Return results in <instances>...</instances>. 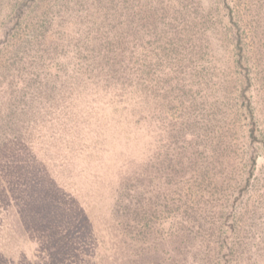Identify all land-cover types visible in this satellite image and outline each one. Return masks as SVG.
<instances>
[{"label": "rangeland", "instance_id": "1", "mask_svg": "<svg viewBox=\"0 0 264 264\" xmlns=\"http://www.w3.org/2000/svg\"><path fill=\"white\" fill-rule=\"evenodd\" d=\"M200 1L205 4V0ZM21 2L0 0V27L6 26L4 30L12 32L11 49L7 46L0 54V264H159L155 258H142V250L139 253L140 250L121 247L106 249L98 240L108 239L107 228L95 231L97 243L93 240V232L91 235L85 230L77 231L76 236L70 238L65 233L64 236L63 217L60 215L59 218L51 210L47 212L43 201L48 198L47 182H53L57 186H48V189L58 192L59 203L70 190L79 206L92 209L96 224L101 227L104 223L99 220L109 218L111 187L116 178L131 165H142L151 148L155 149L151 167L157 170L164 159L166 144L175 138L167 136L162 128L150 133L147 130L149 118H131L130 95L126 92L129 86L126 84L132 82L130 73L135 67L132 60L138 52L132 51L130 56L132 46L129 45L116 57L107 54L112 68L110 74L116 76L105 75L103 88L101 82H95L96 73L88 72L83 47L91 51L90 44L94 41H109L111 37H100L99 28L126 22L125 16L131 13L129 7L138 11L147 7L151 11H140L143 18L133 20L131 24L143 34L141 48L158 43V49L153 53L161 61V67L168 70L177 62L176 58H171L169 43L163 40L175 31L187 37L192 33L186 20L191 0H153L149 7L146 0H127L126 4L124 0ZM230 3L240 19L248 44L252 79L250 96L255 111L254 122L262 139L257 145L260 147L264 143V0H230ZM17 6L25 8L26 14L20 27L11 31L9 27L15 19L13 9ZM197 25L196 20L193 31L203 36L204 47L198 64L205 63L208 69L204 73L206 78L194 86L197 100L182 97V104L192 108L191 120L196 121L192 128L200 134L198 140H202V135L216 140L219 133L204 130L206 123H217L219 130L227 131L229 126V136L239 143L232 155L236 158L235 166L217 169L216 173L223 181H211V178L201 176L181 180L179 193L173 194L171 200L178 202L183 198L178 202H182L179 211L183 215L188 209L191 222L184 223L183 226L189 225V228L182 227L181 231L190 235L186 243L181 244L183 248L177 251V256L168 257L163 264H264V152L262 148L257 150L256 169L248 186L237 188L235 180L243 177L246 170L239 121L231 114L234 92L224 84L229 75L230 55L220 39L219 27L212 25L199 31ZM129 41L134 42L131 37ZM2 42L0 36V47L4 45ZM149 50L147 47L146 51ZM146 55V60L149 57L151 62L153 54L149 51ZM95 63V68L100 70ZM172 71H169L167 82L175 80ZM118 76L124 81L122 85H115ZM207 83H211V91ZM181 107L155 111V116L171 126L172 121L178 122L182 117ZM217 112L219 114L215 116ZM157 123L152 127L159 125ZM195 132L192 131L191 137L181 138V143L187 145L196 139ZM24 139L32 141L31 147L27 143L22 145ZM17 141L27 154L34 155L37 169L34 172L47 173L43 175L46 185L31 182L28 177L31 174L15 168L7 159ZM197 149L202 150V147ZM222 163L227 164L225 160ZM49 166L51 171L47 170ZM192 193L200 197L201 206L212 201L217 207L235 196V213L226 220V226L232 223L233 227L225 229L221 225L213 232L211 227L216 224L211 226V223L217 218L202 211L192 219L196 214L188 207ZM157 217H160L159 213L151 219L162 222L161 239L167 242L171 233L168 220L163 222ZM224 232L227 233L222 234ZM162 246L160 254L166 257L170 246ZM137 255H140L138 262H129Z\"/></svg>", "mask_w": 264, "mask_h": 264}, {"label": "trees", "instance_id": "2", "mask_svg": "<svg viewBox=\"0 0 264 264\" xmlns=\"http://www.w3.org/2000/svg\"><path fill=\"white\" fill-rule=\"evenodd\" d=\"M21 1L23 3L24 0ZM124 1L126 4L127 0ZM151 1L153 0H146V4ZM147 6H151V3ZM128 9L131 13L125 16L126 22L106 29L99 28L100 37H111V39L103 42L92 40L94 44H90L91 51L83 47V59L87 60L89 64H87L88 72L96 73L94 76L95 82H101L102 86L104 85L102 84L105 80L104 76L110 74V69H112L107 60L108 58H106L107 54L116 57L120 52L127 50L129 45L132 46L131 50H129L130 56H132V51L138 52L137 56L132 60V64L135 66L130 73L132 82L126 84L127 87L129 86L126 92L130 95L131 118H139L140 120L149 118L150 123L147 124L149 128L147 130L150 133L162 128L165 130L167 136L175 138V140L166 144L164 159L160 162L157 170L154 171L151 167V161H153L155 156V149L150 147L151 151L147 152L146 159L142 165H137L138 163L131 165L128 171L120 175L119 178L117 177L114 181V187H111V191L113 189V197L109 206V218L99 220L104 225L98 227L93 217L92 209L90 211L84 208L83 205L79 206L75 202V196H72L73 193L70 190H68L70 197L65 194L64 198L60 197L62 201L59 203L58 192H52L48 189V186L55 188L57 185L53 182H47V185L44 183L43 175L47 174L46 172H34L37 170L34 164V155L27 154L25 148L20 147L21 144L18 141L15 143L16 147L13 149V153L7 159L13 162L15 168L23 169L31 174L28 175L31 182L46 185V192L48 193L46 197L48 198H46V201H43L44 207L47 212L50 213L51 210L57 213L59 218L60 215L63 217L61 219L63 235L65 233L70 238L76 236L77 231L84 230L85 233L87 231V233L89 232L92 235V232L94 234L96 230L107 228L108 239L101 238L98 240L106 249L121 247L122 249H134V251L138 252L140 250L139 253L142 250V258H150L151 260L155 258L159 264H163L168 257L177 256V251L183 248L181 244H185L187 236L190 235L187 232L181 231L182 227L189 228V225L183 226L184 223L188 222L189 224L191 222V219L189 220L191 215L186 211L188 209L185 210L183 215L179 211L182 202H178L182 201L183 198L179 196L181 199L177 200L178 202L171 200L173 194L179 193L178 189L181 186V180L201 176L203 179L209 177L211 181L213 179L219 182L223 181L220 179L221 175H217V169L235 166L236 158L233 159L232 155L234 154V147L239 143L233 141V138L229 136V126L227 131L223 129L219 130L217 123H206L204 130L207 133H219V137L216 140L212 141V137L207 139L204 135H202V140H198L200 134L195 132V128H192V125L196 124V121L191 120L192 108L190 106L185 107L182 104V97L197 100L194 86L200 83L201 79L206 78L204 73L208 69L205 63L202 65L198 64L200 60L199 54L204 47L202 43L203 36L193 31L196 20L198 23L196 28L199 31H203L207 27L211 28L212 25L219 27L220 39L223 40L230 55V63L227 65L229 75L224 84L228 85L227 87H229L230 92L231 90L234 92V95L231 97V114L234 116L233 118L239 121V139L242 141L241 143H244L245 161L243 165L246 170V174L243 177L235 180L238 182L237 188L247 187L250 183L251 176L256 169L257 150L262 148L264 152V143L260 147H257L258 142L262 141V139L259 138V133L254 122L255 111L250 96L252 79L250 75L248 44L244 40L245 31L242 30L240 19L230 0H205L204 5H202L200 0H191L186 20L189 22L192 33L187 37L182 36L180 31H175L172 36L163 40L164 43H169L168 50L170 51L171 58H176L177 62V64H174L168 70L161 67V61L158 58L156 59V55L153 53L154 50L158 49V43L156 42L150 46L141 48L143 34L137 27H132L133 25L131 24L133 20L137 21L143 18L141 14L142 10H151L147 7H143L140 10L141 12L133 7H129ZM13 11L15 12V19L9 27L11 31L20 27L26 14V9L22 8V6L15 7ZM177 13H180V9H177ZM9 20L10 18L7 21ZM5 27H0V36H2V41H4L2 42L4 45L0 47V54L6 51L7 46L10 49L12 47L9 39L12 32L5 31ZM130 37L134 41L132 44L129 41ZM147 47L150 49V54H153L151 62H149V57L146 60V56H148L146 53L149 52L146 51ZM95 62L98 63L100 70L95 68ZM197 65L202 66L203 70L199 66L196 67ZM189 69L191 70L190 72ZM170 70H173L172 73L175 72L173 77L175 80L167 82L166 78L171 74L169 73ZM181 71H184L182 75ZM111 76L115 77L116 75L110 74L108 77ZM121 78V76H118L115 79V85H118V83L122 85L124 83ZM189 78L190 80L187 83ZM97 85L100 86L99 84ZM206 85L207 88L208 86L210 87L211 91V83H207ZM102 87L105 88V86ZM123 88L125 87L123 86ZM69 96L66 97L67 100ZM205 98L206 100L209 98L208 94L205 95ZM177 106H182V117H180L178 122L172 121L171 124L173 125L170 126V123H164L165 120L159 121L156 118L155 111H170V109ZM218 114L217 112L215 116ZM211 119L212 117L208 120ZM230 119L231 117L228 116V120ZM155 122H160L161 125L157 123L159 125L152 127V124ZM233 127H235V123ZM192 131L198 135L197 138L190 140L187 145H183L181 138L193 136ZM31 142V140L24 139L22 145L28 144V147H31ZM34 145L35 143L32 144V146ZM198 147H202V150H198ZM223 160L227 164L224 165L222 163ZM50 167L47 170H50ZM47 176L51 178V175ZM190 197L191 200L188 207L194 209V213H196L192 219H196L198 212L202 211L205 215L209 214L217 218L215 219L216 222L211 223V226L216 224L215 227H211L213 228V232L217 229L219 230L221 225L225 229L233 227L232 223H230V226H226V220L230 215L235 213L237 204L235 196L231 201H228L226 204L220 203L217 207L212 201L201 206L200 204L203 203L195 193H192ZM158 213L161 218L157 217V219H162L163 222L168 220V226L171 229L167 242L161 239L163 236L160 227L163 226L161 225L162 222H155V218L151 219L152 215L155 216ZM105 223L108 224V227L105 226ZM67 237L65 242L68 241ZM130 237H134L131 239V242ZM135 238H138V240ZM96 239L94 234L93 240L97 243ZM164 244L170 246V250L167 251L168 256L166 257L160 254L162 253L160 249H163L162 245ZM139 256L132 257L129 262H138L140 260L137 259ZM101 259L103 260V257Z\"/></svg>", "mask_w": 264, "mask_h": 264}]
</instances>
